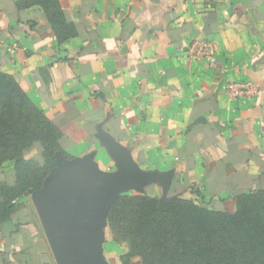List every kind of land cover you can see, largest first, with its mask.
<instances>
[{"label": "crops", "instance_id": "crops-1", "mask_svg": "<svg viewBox=\"0 0 264 264\" xmlns=\"http://www.w3.org/2000/svg\"><path fill=\"white\" fill-rule=\"evenodd\" d=\"M60 3L73 36H59L39 4L0 0V69L61 131L64 159L92 155L115 172L110 137L139 172L173 171L167 195L233 212L236 196L264 190V0ZM202 41L213 59L193 56ZM231 82L253 86L235 97ZM6 164L0 176L14 171ZM17 212L0 224V264H53L33 218Z\"/></svg>", "mask_w": 264, "mask_h": 264}, {"label": "trees", "instance_id": "trees-1", "mask_svg": "<svg viewBox=\"0 0 264 264\" xmlns=\"http://www.w3.org/2000/svg\"><path fill=\"white\" fill-rule=\"evenodd\" d=\"M39 4L62 37L76 34L67 21L60 0H26ZM35 126L55 151L61 153V131L30 99L15 78L0 69V168L9 158L23 161L22 148L30 136L32 115ZM31 137V138H32ZM9 148L13 150L10 151ZM8 155L10 157L8 158ZM55 162L53 153L47 156ZM18 161V162H17ZM0 181V224L9 219L10 207L18 194L7 197L6 181ZM234 212L214 211L205 204L173 197L170 204L159 198L141 196L134 202V215L127 221L126 234L133 249L139 250L143 264H264V190L236 196ZM116 218V214L113 215Z\"/></svg>", "mask_w": 264, "mask_h": 264}, {"label": "water", "instance_id": "water-1", "mask_svg": "<svg viewBox=\"0 0 264 264\" xmlns=\"http://www.w3.org/2000/svg\"><path fill=\"white\" fill-rule=\"evenodd\" d=\"M101 139L117 160L115 172L100 170L92 155L68 161L59 154L56 170L32 194L58 264H107L101 242L110 202L130 188L142 191L156 181L163 183L165 197L172 184L173 171L139 172L127 149L113 138Z\"/></svg>", "mask_w": 264, "mask_h": 264}, {"label": "rangeland", "instance_id": "rangeland-1", "mask_svg": "<svg viewBox=\"0 0 264 264\" xmlns=\"http://www.w3.org/2000/svg\"><path fill=\"white\" fill-rule=\"evenodd\" d=\"M32 116V129L35 128L37 135L35 137L30 136V138L26 141L27 144L25 147L23 144H20V146L23 147L22 156L24 160L19 162L17 161L19 163V167L14 171L9 180L6 181V187H8L7 197L11 196L12 198L13 195L18 194V196L15 197L17 202L12 204L10 207L11 213L19 211L21 212L20 215L23 219H29L30 217L33 218V230H36V233H39L42 238V241H38L39 245L41 243V246H38V248L40 249V247H42V243H45L47 249H49L47 252L54 259L53 264H58L40 220L37 208L33 202L32 194L40 190L46 179L56 170V163L50 162L47 156L53 153L55 158L59 155V152L54 150L55 147H52L48 140L38 138L41 135V132L38 126H35L36 114H33ZM9 149L10 151L13 150L12 148ZM9 157L10 155H8V158ZM4 164L15 166L16 160L9 158ZM3 175L4 172L2 176H0L1 182H4ZM158 193L155 192L154 188H148V186H146L142 191L130 188L127 191L120 193L110 202L105 214L106 224L103 227L101 242L102 254L105 252L111 259L110 261L114 262L110 263L106 261L107 264H143L142 256L139 254L140 249L138 250V247L137 250L133 249L131 242L125 238V235L128 233H130L129 235H133L134 229L131 227V229L128 230L129 224H127V221H130L131 217L134 215L133 204L135 200L141 196L159 198L168 204L172 202L173 197H180L197 204H205L208 208L214 211L232 212L224 207L223 204H213L211 201L205 200L199 194L191 196L190 194L187 195L184 192H180L163 197L164 191L161 192L159 190ZM0 194L2 196L1 192ZM114 214H116V218H112L114 217ZM40 250L42 251V248Z\"/></svg>", "mask_w": 264, "mask_h": 264}, {"label": "built area", "instance_id": "built-area-1", "mask_svg": "<svg viewBox=\"0 0 264 264\" xmlns=\"http://www.w3.org/2000/svg\"><path fill=\"white\" fill-rule=\"evenodd\" d=\"M192 54L194 57L197 58H208L213 59L214 57V48L207 42H195L192 47ZM251 82H231L228 84V87L231 90V93L235 97H242L246 96L248 93H250V90L252 88Z\"/></svg>", "mask_w": 264, "mask_h": 264}]
</instances>
